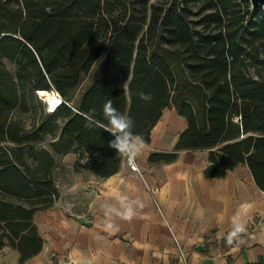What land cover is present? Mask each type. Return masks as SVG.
Masks as SVG:
<instances>
[{"label":"trees","instance_id":"1","mask_svg":"<svg viewBox=\"0 0 264 264\" xmlns=\"http://www.w3.org/2000/svg\"><path fill=\"white\" fill-rule=\"evenodd\" d=\"M13 66V71L6 64ZM61 102L51 113L49 93ZM150 94L149 100L139 93ZM59 99V98H58ZM107 99L149 141L165 108L186 122L171 153L208 150L207 179L246 165L264 193V12L248 0H0V249L36 256L33 215L58 198L57 159L116 174ZM60 101V100H59ZM33 105L40 115H31ZM23 115H27L25 118Z\"/></svg>","mask_w":264,"mask_h":264},{"label":"crops","instance_id":"2","mask_svg":"<svg viewBox=\"0 0 264 264\" xmlns=\"http://www.w3.org/2000/svg\"><path fill=\"white\" fill-rule=\"evenodd\" d=\"M185 129L176 110L165 108L134 158L137 172L122 161L116 174L99 179L74 173V155L59 159L67 179L53 205L33 215L41 251L20 263L19 253L4 247L0 264H264V193L246 165L207 179L208 150L148 162L150 154L171 153ZM244 203L252 207L243 243L229 244ZM128 206L133 214L126 219Z\"/></svg>","mask_w":264,"mask_h":264},{"label":"clouds","instance_id":"3","mask_svg":"<svg viewBox=\"0 0 264 264\" xmlns=\"http://www.w3.org/2000/svg\"><path fill=\"white\" fill-rule=\"evenodd\" d=\"M139 98L142 100H149L150 94L143 92L139 93ZM102 113L107 124L95 118V109L90 110L87 117L88 127H100L104 131L110 133L114 139L109 143V147L116 150V152L126 155L131 163L134 158L147 147V144L142 135L133 131L134 121L130 116L119 112L113 105L111 99H107L103 105ZM252 205L248 203L241 204L240 211L233 217V227L228 233L227 242L232 244L234 241L243 243L240 239L241 235L246 232V221L244 217L247 215ZM132 208L128 206L124 212V217L130 218L132 216ZM112 227V225H109Z\"/></svg>","mask_w":264,"mask_h":264},{"label":"rangeland","instance_id":"4","mask_svg":"<svg viewBox=\"0 0 264 264\" xmlns=\"http://www.w3.org/2000/svg\"><path fill=\"white\" fill-rule=\"evenodd\" d=\"M151 1H155V0H151ZM6 67H7V69L8 70H10L11 72L13 71V66L12 65H10V64H6ZM52 92L51 93H49V94H47L46 96H44L43 98H42V103L47 107V111L49 112L50 111V108H49V106L48 105H50L49 103H48V99H50L51 97H52ZM49 97V98H48ZM30 114L31 115H36V116H39L40 115V110H39V107L38 106H36V105H33L32 107H31V109H30ZM27 115H23L22 117H26ZM58 160L59 159H57V162H58ZM58 168L54 171V178H55V187H56V189H57V191L61 188V184L63 183V182H65L66 181V179H67V176H68V169H66L65 167H64V165L60 162V160H59V163H58ZM60 187V188H59Z\"/></svg>","mask_w":264,"mask_h":264},{"label":"built area","instance_id":"5","mask_svg":"<svg viewBox=\"0 0 264 264\" xmlns=\"http://www.w3.org/2000/svg\"><path fill=\"white\" fill-rule=\"evenodd\" d=\"M56 96H58L57 94H56ZM59 97V96H58ZM122 155V159H123V162L126 164V166L128 167V169L129 170H131L132 172H137L138 170H137V165H136V162H135V160H133L131 163L129 162V158H128V156H126V155H123V154H121ZM181 257L183 258L184 257V255L181 253Z\"/></svg>","mask_w":264,"mask_h":264},{"label":"water","instance_id":"6","mask_svg":"<svg viewBox=\"0 0 264 264\" xmlns=\"http://www.w3.org/2000/svg\"><path fill=\"white\" fill-rule=\"evenodd\" d=\"M250 3V8L252 11H255L257 8H261L264 12V0H248ZM60 102L56 105L58 106Z\"/></svg>","mask_w":264,"mask_h":264},{"label":"bare ground","instance_id":"7","mask_svg":"<svg viewBox=\"0 0 264 264\" xmlns=\"http://www.w3.org/2000/svg\"><path fill=\"white\" fill-rule=\"evenodd\" d=\"M48 98H49V97H48ZM58 98H59V99H58ZM59 100H60V101H59ZM59 102H61L60 97L56 96V93H53V94H52V97H51L50 99H48V103L50 104V105H48V106H49V108H50V112H51V113L55 110V107H56V105H57Z\"/></svg>","mask_w":264,"mask_h":264}]
</instances>
